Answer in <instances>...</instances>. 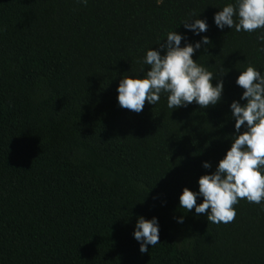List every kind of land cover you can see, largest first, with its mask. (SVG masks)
<instances>
[{"label": "trees", "instance_id": "1", "mask_svg": "<svg viewBox=\"0 0 264 264\" xmlns=\"http://www.w3.org/2000/svg\"><path fill=\"white\" fill-rule=\"evenodd\" d=\"M228 4L0 0V264H264V202L240 200L233 222L215 224L179 200L231 147L240 73L264 75V28L219 29ZM198 18L206 32L184 28ZM173 31L181 47L209 38L193 59L223 80L221 101L172 109L162 92L140 113L121 108L120 80L145 78L147 51L166 54ZM140 216L159 226L144 254Z\"/></svg>", "mask_w": 264, "mask_h": 264}, {"label": "clouds", "instance_id": "2", "mask_svg": "<svg viewBox=\"0 0 264 264\" xmlns=\"http://www.w3.org/2000/svg\"><path fill=\"white\" fill-rule=\"evenodd\" d=\"M87 4V0H81ZM234 17L238 18V22ZM186 21L184 28L196 35L208 30L205 20ZM216 26L223 30L226 26L235 31L254 32L264 28V0H236L214 15ZM182 35L176 31L169 32L165 43H159L160 49L148 50L144 63L150 66L145 78L125 77L117 88L118 103L123 109L135 113L143 111L146 102L156 105L162 92L169 93L167 106L177 109L195 102L202 109L215 106L221 101L223 80L218 79L214 86L213 74L199 66L193 55L203 45H210L207 36L195 45L181 47ZM264 41V36L259 37ZM226 74V73H225ZM224 74V75H225ZM236 84L244 91L241 100L243 105L233 101L230 105L235 119L234 140L226 155L221 159L212 174L199 178V192L187 187L179 197L180 207L196 214H206L208 222L215 224L231 223L235 220V205L240 200L261 204L264 202V75L249 65L240 73ZM242 127L245 129L241 132ZM209 169L212 165L204 162ZM203 202L197 204V197ZM183 223V217L178 220ZM134 238L140 242V253H148V246L160 243L159 226L155 217L146 220L138 217Z\"/></svg>", "mask_w": 264, "mask_h": 264}]
</instances>
